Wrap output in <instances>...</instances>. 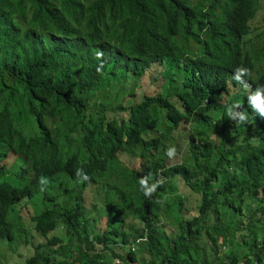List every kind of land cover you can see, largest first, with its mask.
<instances>
[{"label": "trees", "instance_id": "obj_1", "mask_svg": "<svg viewBox=\"0 0 264 264\" xmlns=\"http://www.w3.org/2000/svg\"><path fill=\"white\" fill-rule=\"evenodd\" d=\"M259 2L0 0V264H264Z\"/></svg>", "mask_w": 264, "mask_h": 264}, {"label": "rangeland", "instance_id": "obj_2", "mask_svg": "<svg viewBox=\"0 0 264 264\" xmlns=\"http://www.w3.org/2000/svg\"><path fill=\"white\" fill-rule=\"evenodd\" d=\"M260 6L262 7L261 10L256 12L253 20L250 22V27L253 29L255 28L256 31L261 30V26L264 24V0H260L259 2ZM260 38L254 37L252 35V41L256 42V52L253 53V73H258L262 69H264V49L260 48ZM101 98H104L103 93H100ZM205 133L211 134L212 128H206L204 129ZM176 192L179 193H185L183 197V202L181 205V214L184 218H190L192 215H194L195 212V202H196V196L192 195L190 191H184L182 188H179L176 190ZM105 194V193H104ZM103 196V195H100ZM24 201L21 203L23 204ZM22 206V205H21ZM29 209V208H28ZM91 214V213H89ZM129 222V220H128ZM97 223V222H95ZM97 225H99L97 223ZM25 228H22L23 230H26L27 238L32 244H39L43 241V239L37 235L35 231H30L29 228H31V223L27 221V224H24ZM28 228V229H27ZM21 234V232H20ZM22 235V234H21ZM2 248H6V246H2ZM11 250H6L7 256L9 260L16 264H21L24 258L28 257L32 254L33 248L31 247V243L22 242L21 238H17L15 246L13 244L10 245ZM6 256V257H7Z\"/></svg>", "mask_w": 264, "mask_h": 264}, {"label": "clouds", "instance_id": "obj_3", "mask_svg": "<svg viewBox=\"0 0 264 264\" xmlns=\"http://www.w3.org/2000/svg\"><path fill=\"white\" fill-rule=\"evenodd\" d=\"M241 70H244V71H246V69H244V68H241ZM169 155H171V152H169ZM43 182V181H42ZM154 190V189H153ZM147 194V193H146ZM114 196H116V195H114ZM114 198V197H113ZM31 206H28V208H30ZM33 225H32V223H31V227H32ZM28 229V228H27ZM25 231L26 230H23V231H21V234H23V233H25ZM27 235H29V234H26V236Z\"/></svg>", "mask_w": 264, "mask_h": 264}]
</instances>
